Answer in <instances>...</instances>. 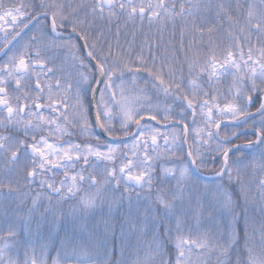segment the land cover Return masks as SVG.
Masks as SVG:
<instances>
[{"label": "snow or ice", "instance_id": "1", "mask_svg": "<svg viewBox=\"0 0 264 264\" xmlns=\"http://www.w3.org/2000/svg\"><path fill=\"white\" fill-rule=\"evenodd\" d=\"M0 33V264H264V0H0ZM49 215L85 234L51 260Z\"/></svg>", "mask_w": 264, "mask_h": 264}, {"label": "rangeland", "instance_id": "2", "mask_svg": "<svg viewBox=\"0 0 264 264\" xmlns=\"http://www.w3.org/2000/svg\"><path fill=\"white\" fill-rule=\"evenodd\" d=\"M253 41H255V37H253ZM50 55H52L53 57H59L61 59L63 57L62 53L55 52V51H52ZM57 64H59V59L57 60ZM33 190L43 191L42 189L39 188L38 182L33 185ZM45 203H47L46 200H45ZM143 206H144L143 201H140V202L134 201L133 210L136 207H143ZM128 213H129V208H128L127 203H125L124 206L120 207L119 209L115 210L112 213L111 222L115 225L114 235L112 233H108L107 236L105 235V228L103 225V220L107 216V209H103V210L98 209L95 213L92 214L89 220V230L95 233L96 242L100 245L99 251L101 253H103L104 251H107L111 253V257H112V252L116 250L117 256H116L115 261L118 260V256L121 250L120 225L123 222L125 216L128 215ZM7 216H10V212L8 214H5L4 212H0V229H3L7 226ZM97 224L100 225L98 228L96 227ZM33 228L35 229V225H33ZM58 230H60L62 233H59ZM34 234H35L36 239H40L42 236L47 237L50 234L55 235L57 237V241H56L57 249L56 251H53L55 247L51 248L50 254H49L50 260L57 256L60 237H64L65 235H71L77 239L85 238V234L75 231V224L70 219H63L57 222L50 215L44 217L40 231ZM20 238H21V244L25 245L27 243V238L24 236L22 228H21ZM13 254H15V250H13ZM18 255H19V259L21 260L24 259V248L23 247L20 248Z\"/></svg>", "mask_w": 264, "mask_h": 264}, {"label": "trees", "instance_id": "3", "mask_svg": "<svg viewBox=\"0 0 264 264\" xmlns=\"http://www.w3.org/2000/svg\"><path fill=\"white\" fill-rule=\"evenodd\" d=\"M10 0H5V3H9ZM129 28V37L131 35V31H132V26L129 25L128 26ZM139 30V29H137ZM113 31H115V28H113ZM155 33L157 36H159V33L157 32V29L155 27H153L152 29H149L147 24L145 23V27L143 29V31L140 33V36L139 38L137 39V45H139V43L144 40V33ZM2 33H0V37H2ZM207 38V37H206ZM191 37L190 36H186L185 37V43H187L188 40H190ZM180 41H181V36H180V26L179 24L177 25L176 29H175V34L173 35V28L170 26L167 31L164 33V36H163V43L161 44V47L159 49V52L161 53V55L164 54L165 52V48L168 47V48H171L173 45L176 47V48H179L180 47ZM56 52V51H55ZM60 53V52H59ZM171 54V53H169ZM101 135L103 136V133H101ZM213 167V165L210 163L209 164V170ZM59 233H62L60 230H58ZM57 247L54 248L53 251H56ZM116 256H117V251L114 250L112 252V257L111 259L113 261H115L116 259Z\"/></svg>", "mask_w": 264, "mask_h": 264}, {"label": "water", "instance_id": "4", "mask_svg": "<svg viewBox=\"0 0 264 264\" xmlns=\"http://www.w3.org/2000/svg\"><path fill=\"white\" fill-rule=\"evenodd\" d=\"M2 55H0V57H1Z\"/></svg>", "mask_w": 264, "mask_h": 264}]
</instances>
